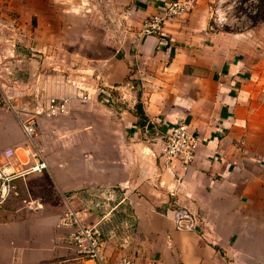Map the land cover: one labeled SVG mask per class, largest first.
I'll return each instance as SVG.
<instances>
[{
    "label": "crops",
    "instance_id": "1",
    "mask_svg": "<svg viewBox=\"0 0 264 264\" xmlns=\"http://www.w3.org/2000/svg\"><path fill=\"white\" fill-rule=\"evenodd\" d=\"M57 1L0 0V160L28 159L21 121L34 116L48 162L0 207V264H97L76 258L59 220L72 208L94 223L84 197L109 191L126 226L104 241L107 262L264 264V18L214 29L210 0H188L146 35L169 0ZM50 96L67 111L38 114ZM178 120L200 139L188 168L161 156ZM178 207L194 230L175 229Z\"/></svg>",
    "mask_w": 264,
    "mask_h": 264
},
{
    "label": "built area",
    "instance_id": "2",
    "mask_svg": "<svg viewBox=\"0 0 264 264\" xmlns=\"http://www.w3.org/2000/svg\"><path fill=\"white\" fill-rule=\"evenodd\" d=\"M191 3L188 0H169L164 2L161 10L150 14L141 24L142 34L159 35L163 31L164 24L170 19L176 18L188 11ZM83 100L88 96H82ZM68 97L50 96L40 106L37 112L44 116H53L67 111ZM27 144L31 146L25 161H20L12 149L4 151V158L0 160V207L13 198L20 195L19 181L28 175L48 169V162L44 154L42 143L37 139V120L30 117L21 121ZM200 139L198 135L183 120L172 123L162 134L161 156L169 163L179 162L183 168H188L193 162ZM86 205L98 209L100 217L94 223H85L78 211L69 208L60 217L59 224L72 226L68 242L76 253V258L94 259L97 264H136L133 256L123 254L112 262H107L103 254V244L108 238L113 237L124 228L122 201L115 200L112 192L98 195H85ZM22 202L33 207L32 202L25 198ZM85 205V206H86ZM172 218L176 230L192 231L195 229V217L184 207L175 208ZM61 264V263H59Z\"/></svg>",
    "mask_w": 264,
    "mask_h": 264
},
{
    "label": "rangeland",
    "instance_id": "3",
    "mask_svg": "<svg viewBox=\"0 0 264 264\" xmlns=\"http://www.w3.org/2000/svg\"><path fill=\"white\" fill-rule=\"evenodd\" d=\"M52 3L56 11L58 1L52 0ZM67 9L72 13L73 10L78 12L81 10L80 7H76V9L68 7ZM209 10L212 28L240 31L256 25L264 18V0H210ZM47 29L50 30V25L47 26Z\"/></svg>",
    "mask_w": 264,
    "mask_h": 264
}]
</instances>
